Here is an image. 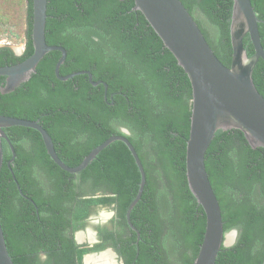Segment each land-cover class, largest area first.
Listing matches in <instances>:
<instances>
[{
    "label": "trees",
    "instance_id": "trees-1",
    "mask_svg": "<svg viewBox=\"0 0 264 264\" xmlns=\"http://www.w3.org/2000/svg\"><path fill=\"white\" fill-rule=\"evenodd\" d=\"M24 1L23 51L16 55L9 45L0 46V66L20 62L33 52L32 0ZM180 1L217 58L230 66L233 0ZM250 1L264 20V0ZM133 6L134 0H47L45 40L66 49L59 74L90 71L93 80L106 82V99L104 85H92L86 74L59 79L54 68L61 52L51 50L28 80L10 92L0 91V115L37 120L68 166H76L92 148L111 135H125L122 129H127L146 174L142 195L130 212L138 243H130L137 233L125 213L137 193L140 172L124 142L112 141L83 170L70 173L50 158L36 129L9 126L3 130L15 158L8 166L11 149L3 140L0 221L14 264H81L89 249L76 244L73 232L84 226L91 205L108 202L115 203L119 222L131 235H119L126 264H193L206 216L185 173L191 85ZM2 13L0 24L6 18ZM258 27L264 48V21ZM243 46L250 56L254 49L248 34ZM252 80L264 97L261 58ZM4 82L5 76H0V88ZM37 164L43 181L33 172ZM205 167L224 231L238 232L233 245L220 247L214 264H262L264 147H251L239 129L218 130L205 153ZM84 192L98 193L83 197Z\"/></svg>",
    "mask_w": 264,
    "mask_h": 264
},
{
    "label": "water",
    "instance_id": "water-1",
    "mask_svg": "<svg viewBox=\"0 0 264 264\" xmlns=\"http://www.w3.org/2000/svg\"><path fill=\"white\" fill-rule=\"evenodd\" d=\"M47 0H32L31 38L33 52L24 60L11 65L0 66V76H5L2 93L14 90L28 80L36 71L42 57L51 50L61 52L54 68L55 75L66 80L78 74H86L92 85L107 84L102 80H93L88 70H79L66 75L59 74V67L66 57V49L61 45H49L45 40ZM135 10H139L159 36L177 63L186 73L191 85V113L188 138L185 150V173L188 187L197 203L202 206L206 223L193 264H214L222 245L234 242L236 230L224 231L221 208L205 167V153L218 130L239 129L243 132L251 147H264V97L256 89L252 80V70L258 59L264 61V48L261 44L257 17L250 0H233L230 41L232 56L230 66H225L215 55L196 21L180 0H134ZM248 34L253 45V53L248 56L243 46V37ZM12 48V47H11ZM13 50V48H12ZM15 50V49H14ZM17 49V54H21ZM112 104V102L110 103ZM25 126L36 129L43 140L47 154L63 170L77 173L108 144L121 140L129 149L140 172V181L135 197L126 209V220L138 237L139 232L130 220V212L140 199L146 183V174L142 162L125 135H111L92 148L76 166H68L57 155L52 138L37 121L26 118L0 115V168L3 161V140L11 149L7 164L15 158L13 145L4 132V127ZM20 193V186L11 170ZM103 217L104 211L101 212ZM83 234L78 232V235ZM93 236L92 228L87 229ZM91 240V239H90ZM0 264H14L8 253L0 221ZM86 260H85V263ZM264 264V262L262 263Z\"/></svg>",
    "mask_w": 264,
    "mask_h": 264
},
{
    "label": "flooded vegetation",
    "instance_id": "flooded-vegetation-1",
    "mask_svg": "<svg viewBox=\"0 0 264 264\" xmlns=\"http://www.w3.org/2000/svg\"><path fill=\"white\" fill-rule=\"evenodd\" d=\"M13 52L16 55H19L14 50ZM28 144H29V138H26L24 146H26L27 148ZM43 146L45 148L44 143H43ZM54 148H55V144H54ZM33 172L35 173V175L38 177L40 181L45 180L43 169L40 168L38 164L34 165ZM97 193L98 192H95V193L88 192L86 194H83V197H88V196L96 197ZM102 211H104V213L108 215L106 217H103L102 215H100ZM83 221H84V226L76 230L75 232H73V235H72L77 245H80V247H87L89 249L87 252H85L82 255L80 263L84 264L86 258L88 257L86 261H89V264H95L98 261L102 262L103 264H126L125 262L126 257H124L122 253L123 243L120 240L119 235L122 234L124 238H126L127 236H131V235L130 233L127 232L126 226L122 228L119 222V217L117 214L115 203L108 202V203H96V204L91 205L90 211L84 217ZM88 227L92 228V231L94 233L93 236H90V235L88 236L87 234ZM235 230H236V236H235L234 242L231 245H233L237 239L238 232H237V229ZM78 232H82L83 234H81V236L78 237ZM138 239L139 237L137 235V239L135 241H131L130 243L137 244ZM136 255L137 253L135 254V256Z\"/></svg>",
    "mask_w": 264,
    "mask_h": 264
},
{
    "label": "rangeland",
    "instance_id": "rangeland-1",
    "mask_svg": "<svg viewBox=\"0 0 264 264\" xmlns=\"http://www.w3.org/2000/svg\"><path fill=\"white\" fill-rule=\"evenodd\" d=\"M0 11L6 16L0 24V46L9 45L15 52L22 53L25 30V1L0 0ZM101 211V210H100Z\"/></svg>",
    "mask_w": 264,
    "mask_h": 264
},
{
    "label": "bare ground",
    "instance_id": "bare-ground-1",
    "mask_svg": "<svg viewBox=\"0 0 264 264\" xmlns=\"http://www.w3.org/2000/svg\"><path fill=\"white\" fill-rule=\"evenodd\" d=\"M80 236H81V235H78V237H80ZM89 257H90V256H89ZM87 258H88V257H87ZM87 258H86V260H87ZM86 263L89 264V261H86ZM95 264H103V263L98 261V262H96Z\"/></svg>",
    "mask_w": 264,
    "mask_h": 264
}]
</instances>
